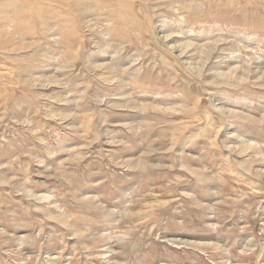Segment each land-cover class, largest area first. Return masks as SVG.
I'll return each mask as SVG.
<instances>
[{"label":"rangeland","instance_id":"rangeland-1","mask_svg":"<svg viewBox=\"0 0 264 264\" xmlns=\"http://www.w3.org/2000/svg\"><path fill=\"white\" fill-rule=\"evenodd\" d=\"M0 264H264V0H0Z\"/></svg>","mask_w":264,"mask_h":264},{"label":"bare ground","instance_id":"bare-ground-1","mask_svg":"<svg viewBox=\"0 0 264 264\" xmlns=\"http://www.w3.org/2000/svg\"><path fill=\"white\" fill-rule=\"evenodd\" d=\"M181 17H182V16H181ZM170 46H171V45H170ZM172 46H173V45H172ZM217 46H218V45H217ZM208 48H209V47H208ZM179 53H180V52H179ZM205 53H206V52H205ZM196 56H197V55H196ZM207 58H208V57H207ZM224 66H225V65H224ZM238 76H239V75H238ZM220 78H221V77H220ZM214 108H215V107H214ZM223 112H224V111H223ZM228 112H229V111H228ZM228 112H227V113H228ZM225 113H226V112H225ZM230 114H231V113H230ZM230 114H229V115H230ZM227 115H228V114H227ZM229 115H228V116H229ZM228 126H229V125H228ZM231 127H232V126H231ZM229 128H230V126H229ZM228 130H230V129H228ZM145 166H146V165H145ZM145 166H144V167H145ZM247 166H249V165H247Z\"/></svg>","mask_w":264,"mask_h":264}]
</instances>
